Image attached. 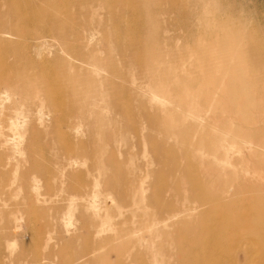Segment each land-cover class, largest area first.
Returning <instances> with one entry per match:
<instances>
[{
	"label": "rangeland",
	"instance_id": "374dc122",
	"mask_svg": "<svg viewBox=\"0 0 264 264\" xmlns=\"http://www.w3.org/2000/svg\"><path fill=\"white\" fill-rule=\"evenodd\" d=\"M48 1L0 0V31ZM56 1L59 31L93 37L69 39L68 51L86 59L74 62L78 91L94 105L69 149L64 128L45 119L15 153L0 124V264H259L264 0ZM62 50L46 46L39 58L59 67L70 61ZM27 52L0 33V90L32 72Z\"/></svg>",
	"mask_w": 264,
	"mask_h": 264
},
{
	"label": "bare ground",
	"instance_id": "6f19581e",
	"mask_svg": "<svg viewBox=\"0 0 264 264\" xmlns=\"http://www.w3.org/2000/svg\"><path fill=\"white\" fill-rule=\"evenodd\" d=\"M30 15L21 22V26L12 25L6 30H1V34H8L20 38L28 50L27 58L32 65V72L25 70L20 75H11L2 80L0 90V124L4 121L5 125H10V135H5L2 141H6L11 151L20 152V142L24 136L32 129L36 128L45 119H50L55 122V128L59 130L64 128L63 144L66 149L70 148L72 134L79 132L81 121L90 119V116H84L81 111H91V106L94 105L92 99L94 96H87V99L80 93V79L76 76L75 66L76 61L86 63L85 58L76 51L69 52L72 49L69 46V39L73 41H81L83 45L88 44L93 40L91 36H85L80 32L59 31L57 21L59 9H57V1L49 0L42 5L32 3L29 7ZM54 15V21H50L49 16ZM49 17V18H47ZM53 17V16H52ZM56 22V23H54ZM72 36V37H70ZM84 42H87L84 44ZM46 46L57 47L58 50L67 53L70 61H61L60 66L48 68L47 60L41 57L42 48ZM58 57L56 53L54 55ZM90 65V64H89ZM78 71V70H77ZM12 97V99L10 98ZM90 97V98H89ZM92 98V99H91ZM6 103H8L7 106ZM57 113V115H56ZM78 115V116H76ZM245 129L241 131V138L244 143H252L256 137L249 126L245 125ZM14 153V154H15ZM65 158L60 161L65 166H72L77 162L75 157H70L73 151H67ZM245 185V184H244ZM29 190L36 188L37 184L34 179L28 185ZM246 200H242L245 203ZM96 199L92 194L88 198V204L91 209L96 208ZM173 216V215H171ZM245 215L243 214L242 217ZM250 215L246 216L249 217ZM55 217L54 220H58ZM168 219V216H165ZM251 231L253 234L254 244H258L257 251L253 248H248L242 251L243 259L249 260L251 251H256V258L259 264H264V211H258L257 215L251 217ZM63 224H67L68 220L62 219ZM69 223V222H68ZM246 224V220L242 222ZM241 227H244L243 225ZM117 238L110 241H114ZM263 243V246H261ZM101 246L96 247L92 252L98 250ZM200 250L206 251L204 243L197 244ZM211 252H207L206 258H211ZM213 255V254H212ZM24 261H16L14 264H22ZM29 264H43L39 260L36 262L26 261ZM200 261H198V264ZM186 264V263H185ZM197 264V261L193 262ZM214 264H221L215 260ZM231 264V262L229 263Z\"/></svg>",
	"mask_w": 264,
	"mask_h": 264
}]
</instances>
